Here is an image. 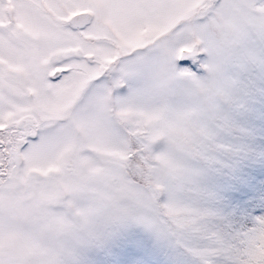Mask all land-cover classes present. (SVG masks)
<instances>
[{"label":"snow or ice","instance_id":"obj_1","mask_svg":"<svg viewBox=\"0 0 264 264\" xmlns=\"http://www.w3.org/2000/svg\"><path fill=\"white\" fill-rule=\"evenodd\" d=\"M0 264H264V0H0Z\"/></svg>","mask_w":264,"mask_h":264}]
</instances>
